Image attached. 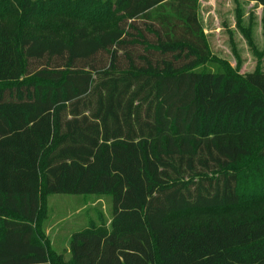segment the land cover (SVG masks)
I'll use <instances>...</instances> for the list:
<instances>
[{
    "label": "trees",
    "instance_id": "1",
    "mask_svg": "<svg viewBox=\"0 0 264 264\" xmlns=\"http://www.w3.org/2000/svg\"><path fill=\"white\" fill-rule=\"evenodd\" d=\"M44 2L0 13L115 24L0 27V264H50L36 224L53 195L111 198L109 230L73 233L68 264H264V209L170 223L239 207L251 160L264 183V73L200 71L198 0Z\"/></svg>",
    "mask_w": 264,
    "mask_h": 264
},
{
    "label": "rangeland",
    "instance_id": "2",
    "mask_svg": "<svg viewBox=\"0 0 264 264\" xmlns=\"http://www.w3.org/2000/svg\"><path fill=\"white\" fill-rule=\"evenodd\" d=\"M45 1L47 0H32ZM117 0H98L113 6ZM37 14L28 21L13 19L0 13V27L14 24L37 37H69L74 26H86L92 36L110 30L114 19L99 22L69 20ZM198 18L210 54L200 71L218 73L229 70L238 76L253 72L264 73V8L245 0H198ZM23 25V26H22ZM259 146V141H255ZM257 162L251 160L243 170L240 189L241 204L226 212L211 211L175 216L170 223L189 220L199 224L222 217H251L264 209L263 179L248 172ZM111 198L103 195L67 196L53 195L41 200V211L36 224L37 241L45 243L50 264H68L70 260V236L83 229L109 230L111 222ZM51 243V245H50ZM60 255L61 259L56 260Z\"/></svg>",
    "mask_w": 264,
    "mask_h": 264
},
{
    "label": "crops",
    "instance_id": "3",
    "mask_svg": "<svg viewBox=\"0 0 264 264\" xmlns=\"http://www.w3.org/2000/svg\"><path fill=\"white\" fill-rule=\"evenodd\" d=\"M71 237V236H70ZM50 245H51V243H50Z\"/></svg>",
    "mask_w": 264,
    "mask_h": 264
}]
</instances>
